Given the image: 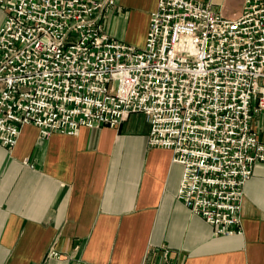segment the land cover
Wrapping results in <instances>:
<instances>
[{"label": "built area", "instance_id": "built-area-1", "mask_svg": "<svg viewBox=\"0 0 264 264\" xmlns=\"http://www.w3.org/2000/svg\"><path fill=\"white\" fill-rule=\"evenodd\" d=\"M158 1L138 49L103 32L116 0H0V142L14 148L29 125L44 140L142 114L149 146L183 167L177 199L215 236L240 235L245 185L264 167V0L233 20Z\"/></svg>", "mask_w": 264, "mask_h": 264}, {"label": "crops", "instance_id": "crops-1", "mask_svg": "<svg viewBox=\"0 0 264 264\" xmlns=\"http://www.w3.org/2000/svg\"><path fill=\"white\" fill-rule=\"evenodd\" d=\"M196 1L230 20L246 2ZM116 2L103 32L144 48L159 1ZM5 17L0 7V27ZM150 128L135 113L117 128L43 140L29 125L14 148L0 142V264H264V167L245 185L242 233L215 236L177 199L183 167L149 146Z\"/></svg>", "mask_w": 264, "mask_h": 264}, {"label": "rangeland", "instance_id": "rangeland-1", "mask_svg": "<svg viewBox=\"0 0 264 264\" xmlns=\"http://www.w3.org/2000/svg\"><path fill=\"white\" fill-rule=\"evenodd\" d=\"M259 120H260L259 123L262 124V125H264V116L261 115V116L259 117Z\"/></svg>", "mask_w": 264, "mask_h": 264}]
</instances>
